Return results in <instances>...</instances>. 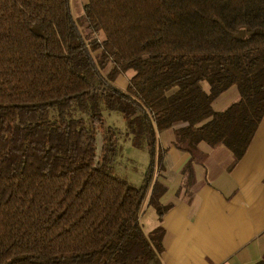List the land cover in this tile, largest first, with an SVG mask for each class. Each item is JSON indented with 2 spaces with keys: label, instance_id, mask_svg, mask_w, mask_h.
Returning a JSON list of instances; mask_svg holds the SVG:
<instances>
[{
  "label": "trees",
  "instance_id": "16d2710c",
  "mask_svg": "<svg viewBox=\"0 0 264 264\" xmlns=\"http://www.w3.org/2000/svg\"><path fill=\"white\" fill-rule=\"evenodd\" d=\"M83 1L75 18L70 0H0V264H163L159 135L190 154L222 144L238 162L264 118V0ZM233 86L239 100L215 111ZM104 109L149 147L140 188L116 172ZM182 174L187 194L191 161Z\"/></svg>",
  "mask_w": 264,
  "mask_h": 264
},
{
  "label": "crops",
  "instance_id": "0c3cea01",
  "mask_svg": "<svg viewBox=\"0 0 264 264\" xmlns=\"http://www.w3.org/2000/svg\"><path fill=\"white\" fill-rule=\"evenodd\" d=\"M163 133L159 144L169 151L159 180L168 187L163 203L172 206L162 222L163 264H264V118L238 162L222 144L190 154L172 145L173 135L162 144ZM190 161L195 181L186 194L182 171ZM159 225L157 217L144 231Z\"/></svg>",
  "mask_w": 264,
  "mask_h": 264
},
{
  "label": "rangeland",
  "instance_id": "374dc122",
  "mask_svg": "<svg viewBox=\"0 0 264 264\" xmlns=\"http://www.w3.org/2000/svg\"><path fill=\"white\" fill-rule=\"evenodd\" d=\"M70 4L72 14L75 18H79L84 14L83 0H70ZM132 76V72L120 76L117 80V85L120 88L124 87L126 89ZM203 87L207 92L210 89L207 82H203ZM239 98L240 95L238 89L233 86L214 102V110L224 111L233 103L237 102ZM103 113L106 129L112 127L117 131L119 145V153L115 164L117 174L122 178H126L131 184L139 188L142 187L151 163V155L148 145L144 144L142 148H136L133 145L132 135L127 134V123L121 113L110 112L107 109H104ZM172 135L174 137L172 130L165 131L162 134V137L160 136L161 143L167 145V139H170V136ZM142 217L143 219H140V222H142L141 224L143 228L145 227V231L146 229L147 231L153 229L151 228L152 223L156 221L158 216L156 211L152 207H149L147 203H144Z\"/></svg>",
  "mask_w": 264,
  "mask_h": 264
},
{
  "label": "water",
  "instance_id": "95a60500",
  "mask_svg": "<svg viewBox=\"0 0 264 264\" xmlns=\"http://www.w3.org/2000/svg\"><path fill=\"white\" fill-rule=\"evenodd\" d=\"M100 141V147L102 146V144H101V139L99 140Z\"/></svg>",
  "mask_w": 264,
  "mask_h": 264
}]
</instances>
